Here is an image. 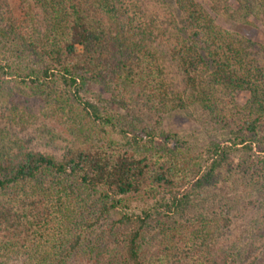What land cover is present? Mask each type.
I'll list each match as a JSON object with an SVG mask.
<instances>
[{
  "label": "trees",
  "instance_id": "16d2710c",
  "mask_svg": "<svg viewBox=\"0 0 264 264\" xmlns=\"http://www.w3.org/2000/svg\"><path fill=\"white\" fill-rule=\"evenodd\" d=\"M12 1L0 0V78L47 90L52 113L70 112L80 135L59 158L23 145L0 153V264H236L237 248L211 241L229 218H177L205 190L238 200L246 171L230 160L237 153L264 173V45L223 31L194 0H155L175 11L165 19L139 0H19L21 20ZM236 1L243 19L256 16L257 7ZM21 57L36 66L12 67ZM173 68L182 87L171 94ZM88 78L109 86L129 116L82 94ZM170 95L207 141L163 128Z\"/></svg>",
  "mask_w": 264,
  "mask_h": 264
},
{
  "label": "rangeland",
  "instance_id": "374dc122",
  "mask_svg": "<svg viewBox=\"0 0 264 264\" xmlns=\"http://www.w3.org/2000/svg\"><path fill=\"white\" fill-rule=\"evenodd\" d=\"M135 1L124 0V3L129 6ZM139 1H142L140 3L143 4L148 15L165 19L164 17L168 14L175 13L168 3L163 5L155 0ZM194 1L201 5L223 31L235 34L255 44L264 45V0H246L255 6L254 8L257 7L256 16L253 14L249 19L242 18V12H239L240 7L236 0ZM12 6L15 18L21 20L23 14L19 9V0H13ZM33 12L35 17L38 15V27L42 28L44 24L41 25V23H43L44 17L41 9L37 8ZM165 44L170 43L166 40ZM2 52L7 53L5 50ZM257 58L264 62V47L259 49ZM3 59L1 58V66L6 64ZM31 66H36V62L27 58L25 60L23 57L14 60L12 65L14 68L19 67L25 71ZM168 75L171 80L170 83L174 87L171 94L175 90H181V72L177 68H173ZM15 79L11 76L0 78V84L4 88L0 91V153L23 145L35 152L56 158L61 157L72 143L77 142L80 135L74 131L73 115L70 112H65V114L63 112L52 113L47 106L49 102L47 90L42 93V91L24 89L15 84ZM84 83L85 89L84 92H81L82 94L88 93L94 98H98L104 107L112 113L123 118L125 115L129 116L125 104L115 102L114 94L109 86L89 78L85 79ZM170 97L171 101L166 112L164 114L159 113L163 128L180 136L193 135L194 139L202 142L207 141L202 128L192 120L191 110L188 109L190 112L187 113L181 106L182 103L172 99L171 95ZM247 99L248 95L242 92L235 97V102L240 108ZM11 106L15 107L17 111L13 110ZM229 109H231L230 106ZM18 116H21L23 121H18ZM10 119H13L12 123ZM198 144V146L201 145L200 142ZM230 160H233L234 165L240 164L239 170L246 171L240 180V189L237 191L236 197L238 200L233 198L228 201L218 193L208 192V190L202 191L198 198L200 202L196 204V208L187 211L188 215L183 218H177V223L187 225L193 215L219 222L221 218L227 217L231 220V225L225 228L220 223L216 228L217 230L212 234L211 241H216L223 246L231 245L237 248L239 260L236 264H264V173L261 174L262 168L258 164L249 166L250 161L243 156L242 152L232 156ZM134 207L136 206L132 208ZM109 222L112 220L100 223L93 231L91 239L84 246H89L93 240L98 244ZM146 239L151 250L159 243L158 238L152 233ZM107 246L108 244L105 247Z\"/></svg>",
  "mask_w": 264,
  "mask_h": 264
}]
</instances>
